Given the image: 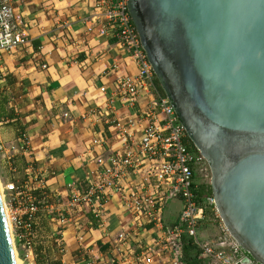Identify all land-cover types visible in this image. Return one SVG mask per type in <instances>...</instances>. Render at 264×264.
<instances>
[{"label": "crops", "instance_id": "crops-1", "mask_svg": "<svg viewBox=\"0 0 264 264\" xmlns=\"http://www.w3.org/2000/svg\"><path fill=\"white\" fill-rule=\"evenodd\" d=\"M10 6L27 42L0 55V144L7 151L0 153V180L26 185L37 203L31 248L16 243L18 259L171 264L165 230L179 217L180 199L168 200L160 213L157 205L135 212L133 201L153 196L156 182L131 169L121 178L106 176L108 169L118 174L122 139L135 148L163 116L152 107L151 89L132 102L119 92L137 65L98 0H10ZM105 180L117 185L97 189ZM209 225H199L203 242L220 232L219 226L202 233Z\"/></svg>", "mask_w": 264, "mask_h": 264}, {"label": "water", "instance_id": "water-1", "mask_svg": "<svg viewBox=\"0 0 264 264\" xmlns=\"http://www.w3.org/2000/svg\"><path fill=\"white\" fill-rule=\"evenodd\" d=\"M156 82L204 159L218 218L264 264V0H127ZM0 264H15L0 197Z\"/></svg>", "mask_w": 264, "mask_h": 264}, {"label": "built area", "instance_id": "built-area-1", "mask_svg": "<svg viewBox=\"0 0 264 264\" xmlns=\"http://www.w3.org/2000/svg\"><path fill=\"white\" fill-rule=\"evenodd\" d=\"M98 5L104 10L110 25L114 26L118 44L130 52L131 58L137 65L136 77L123 78L118 84L123 99L132 102L140 93L151 89L156 94L152 107H158L163 116L161 126L148 125L143 130L140 143L135 148L129 149L126 137L122 139L123 145L126 146L118 174L108 169L106 176L121 178L127 170L131 169L156 182V192L153 196H145L141 202L133 201L135 212L157 205V211L160 213L168 200L180 199L182 209L179 217L172 227L165 230L170 243L171 264H183L181 259L183 235L192 239L206 264L241 262L245 254L222 225H220L218 236L214 239L203 242L199 238V225L204 219L203 209L210 208L214 212V218L219 220L212 196H206L200 206L196 203L193 193L196 185L195 171L206 164L203 157L187 144L186 134L173 108L163 93L158 90L159 86L129 17L127 0H98ZM17 20L18 17L10 6V0H0V55L12 53L24 47L27 42L26 36L18 27ZM1 74L0 71V76ZM24 143L25 141L22 140V147ZM14 150L12 146L9 148L11 152ZM0 153L7 154L1 144ZM98 163L101 164L102 161L98 160ZM108 185L116 186L117 182L105 180L103 183H97L96 188L103 189ZM0 187L1 201L10 225L12 244L14 243L13 249L18 258L16 243H21L26 251L31 248L32 223L37 212V203L31 190L24 184L0 182ZM155 220L158 224L160 223L159 218Z\"/></svg>", "mask_w": 264, "mask_h": 264}, {"label": "trees", "instance_id": "trees-1", "mask_svg": "<svg viewBox=\"0 0 264 264\" xmlns=\"http://www.w3.org/2000/svg\"><path fill=\"white\" fill-rule=\"evenodd\" d=\"M189 145L191 144L189 143ZM193 193L195 195L196 203L199 204L200 206H202L206 196H211L210 187L208 184H200V185L196 184ZM203 218H204L203 222L207 224L208 223L213 224L219 222L218 219L214 218V212L210 208L203 209ZM181 240H182L181 259L183 264H206V261L201 258L200 251L194 245L192 239L183 235Z\"/></svg>", "mask_w": 264, "mask_h": 264}, {"label": "rangeland", "instance_id": "rangeland-1", "mask_svg": "<svg viewBox=\"0 0 264 264\" xmlns=\"http://www.w3.org/2000/svg\"><path fill=\"white\" fill-rule=\"evenodd\" d=\"M209 179H210V174H209V170H208L206 165L197 168V170L195 171V176H194V180H195L196 184H198V185H200V184H208L209 185ZM0 182H1V180H0ZM220 225H222V224L219 221V222L213 223V226L212 225L211 226L209 225L208 227L207 226H202L201 227V231H202V233L205 232V234H206V232L209 233V231L213 232V233H216L217 232L216 231L217 227H219ZM215 226H216V228H215ZM9 229H10V225H9ZM13 245H14V243H13ZM19 263L22 264L20 262V260H19Z\"/></svg>", "mask_w": 264, "mask_h": 264}, {"label": "bare ground", "instance_id": "bare-ground-1", "mask_svg": "<svg viewBox=\"0 0 264 264\" xmlns=\"http://www.w3.org/2000/svg\"><path fill=\"white\" fill-rule=\"evenodd\" d=\"M1 188V187H0ZM0 192H1V189H0ZM1 195V194H0ZM1 197V196H0ZM5 212V211H4ZM5 216H6V221H7V215H6V213H5ZM7 224H8V221H7ZM8 229H9V224H8ZM14 257H15V264H20L19 263V260L16 258V256H15V252H14Z\"/></svg>", "mask_w": 264, "mask_h": 264}]
</instances>
